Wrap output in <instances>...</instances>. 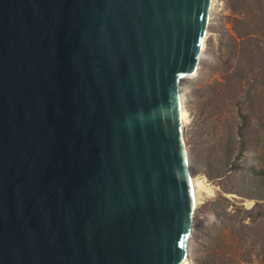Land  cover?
I'll return each mask as SVG.
<instances>
[{"label": "water", "instance_id": "1", "mask_svg": "<svg viewBox=\"0 0 264 264\" xmlns=\"http://www.w3.org/2000/svg\"><path fill=\"white\" fill-rule=\"evenodd\" d=\"M213 5L0 0V264L189 258L182 81Z\"/></svg>", "mask_w": 264, "mask_h": 264}, {"label": "rangeland", "instance_id": "2", "mask_svg": "<svg viewBox=\"0 0 264 264\" xmlns=\"http://www.w3.org/2000/svg\"><path fill=\"white\" fill-rule=\"evenodd\" d=\"M220 4L207 28L197 75L182 81L190 115L185 129L190 172L192 178L201 176L208 187L199 194L193 214L189 264H264V211L253 221L241 211L229 217L236 207L250 210L258 202L264 206V172L258 173L264 170V133H256L258 119L264 118V0H221ZM240 19H245L259 42L257 68L224 81L222 71L233 55L228 38L234 36V20ZM238 27L245 31L244 25ZM240 113L247 115L242 129L246 149L221 170L213 163V155L219 147L224 156L228 137L238 138ZM254 137L259 139L256 147ZM243 163L255 167L257 174H251ZM249 177L263 188L261 192L255 185L241 186Z\"/></svg>", "mask_w": 264, "mask_h": 264}, {"label": "trees", "instance_id": "3", "mask_svg": "<svg viewBox=\"0 0 264 264\" xmlns=\"http://www.w3.org/2000/svg\"><path fill=\"white\" fill-rule=\"evenodd\" d=\"M245 19L240 20H234V24L232 27V30L234 32V36H230L228 38L229 43H231L233 47V51L230 56L229 66L225 67L222 71V78L224 81H228L233 79L235 75H242V72L244 70L253 71L257 68V54L260 51V46H258V41L256 40L254 33L250 27H247L245 24ZM238 24L244 25V30H239ZM260 45V44H259ZM234 63V65H233ZM233 65V66H232ZM240 117L242 120L241 126L238 130V138L229 136L228 140H226V143L224 145V152L225 155L222 156L219 147L216 149V153L213 155V163L216 164L217 167L220 166V169L226 165H230L229 160L231 158H237L240 154L246 149V139L245 135L242 132V129L247 124V115H243L240 113ZM258 125L259 127L256 130V133L262 132L264 133V118L258 119ZM256 140V144H253L254 147L257 146L259 139L257 137H254ZM219 146V144H218ZM254 154V151L252 152ZM216 160V161H215ZM237 168L235 164H232V168ZM243 167L248 169L251 174H257V169L251 165H248L247 163H243ZM264 170L259 171L258 173L262 174ZM220 174V173H219ZM255 183V184H254ZM256 181L253 180L251 177L248 178L241 186L243 188H252L254 185L255 187L261 192L263 188L256 185ZM260 196V195H257ZM255 198V197H251ZM260 197H256V200H260ZM264 200V199H262ZM241 211L244 215V218L248 219L249 221H253V219L256 217L257 214H261L264 211V206L261 205V203H256L255 207L253 209L247 210L242 207L235 208V211L233 213H229V217H235L236 212ZM243 227H247L246 224H242Z\"/></svg>", "mask_w": 264, "mask_h": 264}, {"label": "bare ground", "instance_id": "4", "mask_svg": "<svg viewBox=\"0 0 264 264\" xmlns=\"http://www.w3.org/2000/svg\"><path fill=\"white\" fill-rule=\"evenodd\" d=\"M220 2L221 0H214V5L212 7L211 10V14L209 16V20H208V25L211 24L212 20L214 19V14H218V10L220 8ZM207 32V31H206ZM207 34V33H206ZM205 34V38H204V47H205V42H206V37L207 35ZM197 74H192L189 75L188 79L194 78L196 77ZM182 104H183V118H184V128H188V126L190 125V115H189V111H188V107H187V99L185 100V93L182 91ZM191 184H192V189H193V194H194V203L195 206L198 204V196L200 193H204L205 191H207L208 187L204 181V179L201 178V176H197V177H191ZM190 246H189V252L192 249V240L190 237ZM189 258H186L184 264H189Z\"/></svg>", "mask_w": 264, "mask_h": 264}]
</instances>
